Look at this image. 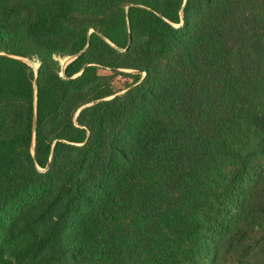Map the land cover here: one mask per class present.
<instances>
[{"label": "trees", "instance_id": "trees-1", "mask_svg": "<svg viewBox=\"0 0 264 264\" xmlns=\"http://www.w3.org/2000/svg\"><path fill=\"white\" fill-rule=\"evenodd\" d=\"M98 67L146 79L83 108ZM0 108V264L264 251V0H0Z\"/></svg>", "mask_w": 264, "mask_h": 264}, {"label": "rangeland", "instance_id": "rangeland-1", "mask_svg": "<svg viewBox=\"0 0 264 264\" xmlns=\"http://www.w3.org/2000/svg\"><path fill=\"white\" fill-rule=\"evenodd\" d=\"M74 59L75 58L69 56L55 58L58 64L60 76H63L64 70ZM23 61L27 63L29 67H31V69L35 72V76L38 77L41 66L39 60L35 59L30 61L24 59ZM95 73L99 76V78L96 79L85 90H83V94L85 95V99L93 98V97L98 98L102 96H105V98L95 100L94 102L85 105L83 108L89 107L93 105L95 102L97 103L100 101H110L116 96H122L126 94V92L129 91L131 88L140 85L146 79L145 72L142 73L130 69H123L118 72H114L103 67H98L95 70ZM73 92L74 91H71V93ZM67 107L68 109H73L75 108V104H68ZM24 108H25L24 105H18L17 103L10 104L8 107L5 108L9 117L7 121V129H10L12 131H17L21 129L22 126H21L20 118L22 119L23 117ZM82 109H80L76 114L72 113L70 115V117H72V122L76 127H78V116ZM57 122H61V120L59 119ZM55 125L56 123L54 124V126ZM1 126H2V108H0V127ZM64 126L65 125H63V127ZM1 134L2 133L0 132V135ZM245 245H249V240L245 242ZM244 260L249 261L250 264H264V251L257 250L256 248L253 247L250 251L246 252ZM223 264H228V263L224 262Z\"/></svg>", "mask_w": 264, "mask_h": 264}]
</instances>
